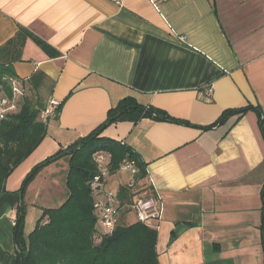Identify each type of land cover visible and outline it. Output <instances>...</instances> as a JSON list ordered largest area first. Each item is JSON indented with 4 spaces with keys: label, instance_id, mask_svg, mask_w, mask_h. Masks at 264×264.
<instances>
[{
    "label": "crops",
    "instance_id": "obj_1",
    "mask_svg": "<svg viewBox=\"0 0 264 264\" xmlns=\"http://www.w3.org/2000/svg\"><path fill=\"white\" fill-rule=\"evenodd\" d=\"M19 27L53 55L26 37L20 49L0 53V61L14 58L10 65L21 79L43 73L37 90L43 107L50 98L61 107L41 142L6 178L0 264H15L13 226L26 174L90 133L126 97L190 124L142 118L101 132L146 163L134 192L156 189L162 198L159 264H264V142L257 113L250 109L202 128L225 110L249 105L260 108L264 124V0H0V49ZM66 173L61 157L26 187L25 235L43 208L64 200ZM128 178L118 169L104 191L117 194Z\"/></svg>",
    "mask_w": 264,
    "mask_h": 264
},
{
    "label": "trees",
    "instance_id": "obj_2",
    "mask_svg": "<svg viewBox=\"0 0 264 264\" xmlns=\"http://www.w3.org/2000/svg\"><path fill=\"white\" fill-rule=\"evenodd\" d=\"M26 37H31L48 55H53L54 51L47 43L23 27H19L15 37L0 49V53H13L18 47L20 49ZM13 59L9 57L8 61H0L1 96L10 95L2 77L15 76L10 65ZM42 80L41 72H36L25 80L26 92L19 98L17 110L0 120V195L5 190L4 184L8 175L37 147L45 135L46 123L40 119V112L44 107L37 93ZM60 107L61 103L58 110ZM250 109L257 113L258 128L264 142V124L258 106L225 110L212 124L202 128L210 129L223 123L230 115H240ZM142 118L190 125L169 117L153 106H142L133 98L126 97L110 108L105 120L90 133L79 137L65 149H59L31 168L21 183V204L17 206L13 226L15 264H159L156 251L157 230L137 220L131 223L120 220L122 214L127 215L132 211L130 204L135 195H152L153 189L134 192L133 188L129 189L126 185L119 187L116 194L118 214L111 232L104 231L89 189V181L96 174L93 160L96 152L107 157L110 175L123 163L130 162L138 169L136 180L146 176V163L138 153L124 143L101 136L103 129L111 123L137 122ZM61 157L67 160V196L57 207L43 208L33 229L25 235L26 209L22 200L25 189L44 166ZM262 195L263 222L264 185ZM260 229L263 237L262 225Z\"/></svg>",
    "mask_w": 264,
    "mask_h": 264
},
{
    "label": "built area",
    "instance_id": "obj_3",
    "mask_svg": "<svg viewBox=\"0 0 264 264\" xmlns=\"http://www.w3.org/2000/svg\"><path fill=\"white\" fill-rule=\"evenodd\" d=\"M25 80L27 79H21L16 76L2 77V81L6 83L10 90V95H0V120L8 113L17 110L19 98L26 92ZM205 92L209 95L210 88L207 87ZM59 106V101L50 98L40 112L41 121L47 123L49 118L55 117ZM93 160L96 165V174L89 181V189L93 197L94 208L104 231L111 232L114 229L118 214V199L115 193L104 191L105 182L110 176L107 157L101 152H96L93 154ZM119 169L129 173V178L125 183L126 187L129 189L134 188L137 182L136 176L138 169L130 162L123 163ZM130 208L137 221L150 228H158L159 221L162 218L163 203L156 189L153 190L152 195H145L144 193L135 195L130 204Z\"/></svg>",
    "mask_w": 264,
    "mask_h": 264
},
{
    "label": "rangeland",
    "instance_id": "obj_4",
    "mask_svg": "<svg viewBox=\"0 0 264 264\" xmlns=\"http://www.w3.org/2000/svg\"><path fill=\"white\" fill-rule=\"evenodd\" d=\"M37 93H38V91H37ZM39 96V95H38ZM39 101L42 103V99L41 98H39ZM115 176H117V175H115ZM65 187V186H64ZM56 190V195H61V191H62V189H55ZM62 195H64V200H65V198H66V196H67V190H66V188H64L63 189V192H62ZM63 200V201H64ZM62 201V202H63ZM61 202V203H62ZM61 203H56V206H59ZM49 204V203H48ZM50 204H52V203H50ZM59 204V205H58ZM47 206H49V205H47ZM55 206V207H56ZM120 220L121 221H123V222H128V223H131V222H134V221H136V217H135V215H134V213L132 212V211H130L129 213H127V215H121V217H120Z\"/></svg>",
    "mask_w": 264,
    "mask_h": 264
}]
</instances>
